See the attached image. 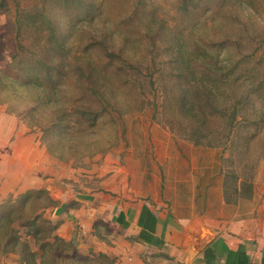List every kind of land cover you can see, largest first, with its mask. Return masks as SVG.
I'll list each match as a JSON object with an SVG mask.
<instances>
[{
	"label": "rangeland",
	"instance_id": "374dc122",
	"mask_svg": "<svg viewBox=\"0 0 264 264\" xmlns=\"http://www.w3.org/2000/svg\"><path fill=\"white\" fill-rule=\"evenodd\" d=\"M16 134L2 264H74L45 189L126 187L175 143L214 151L225 200L264 223V0L0 1L7 155Z\"/></svg>",
	"mask_w": 264,
	"mask_h": 264
},
{
	"label": "crops",
	"instance_id": "0c3cea01",
	"mask_svg": "<svg viewBox=\"0 0 264 264\" xmlns=\"http://www.w3.org/2000/svg\"><path fill=\"white\" fill-rule=\"evenodd\" d=\"M19 136L9 155L0 139V206L17 176L11 167ZM26 145L33 150L28 140ZM173 146L157 166L132 164L122 178L126 187H119L115 174L92 195L56 199L45 189L56 202L51 237L65 243L74 264L262 263L264 223L225 200L215 152Z\"/></svg>",
	"mask_w": 264,
	"mask_h": 264
},
{
	"label": "trees",
	"instance_id": "16d2710c",
	"mask_svg": "<svg viewBox=\"0 0 264 264\" xmlns=\"http://www.w3.org/2000/svg\"><path fill=\"white\" fill-rule=\"evenodd\" d=\"M0 1H3V0H0ZM12 59H15V56H12ZM10 69H11V67L8 69V71L6 70V74H8V73L10 72ZM27 85L31 86L32 83L29 81V82H27ZM80 127H81V125H80ZM40 192H44V191H40ZM44 193H46V195H47L48 197H50L46 191H45ZM47 200H48L49 204L51 205L50 207L55 206V204H56L55 201L50 200L49 198H48ZM34 219H36V218H34ZM54 228H55V226H54ZM54 228H53V230H54ZM53 230H52V231H53ZM53 239H54V242H60L61 244H64V245H65V243L62 242V240H60L59 238H57V237H53ZM45 245H48V244H45ZM45 245L42 246V248H45V247H46ZM50 246H51V245H50ZM50 248H51V247H50ZM261 264H264V259L262 260V263H261Z\"/></svg>",
	"mask_w": 264,
	"mask_h": 264
}]
</instances>
